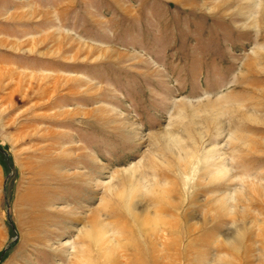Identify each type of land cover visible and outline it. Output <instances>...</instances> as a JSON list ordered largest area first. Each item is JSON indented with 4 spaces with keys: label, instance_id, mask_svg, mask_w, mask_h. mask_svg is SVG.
<instances>
[{
    "label": "rangeland",
    "instance_id": "obj_1",
    "mask_svg": "<svg viewBox=\"0 0 264 264\" xmlns=\"http://www.w3.org/2000/svg\"><path fill=\"white\" fill-rule=\"evenodd\" d=\"M0 264H264V0H0Z\"/></svg>",
    "mask_w": 264,
    "mask_h": 264
}]
</instances>
